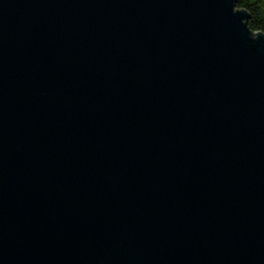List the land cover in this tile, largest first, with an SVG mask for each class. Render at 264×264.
<instances>
[{
  "label": "water",
  "instance_id": "1",
  "mask_svg": "<svg viewBox=\"0 0 264 264\" xmlns=\"http://www.w3.org/2000/svg\"><path fill=\"white\" fill-rule=\"evenodd\" d=\"M236 0H0V264H264V34Z\"/></svg>",
  "mask_w": 264,
  "mask_h": 264
},
{
  "label": "trees",
  "instance_id": "2",
  "mask_svg": "<svg viewBox=\"0 0 264 264\" xmlns=\"http://www.w3.org/2000/svg\"><path fill=\"white\" fill-rule=\"evenodd\" d=\"M236 8L248 13L250 31L264 34V0H236Z\"/></svg>",
  "mask_w": 264,
  "mask_h": 264
}]
</instances>
